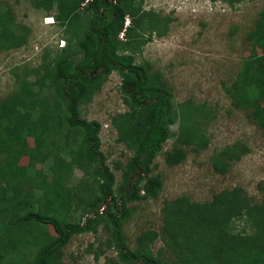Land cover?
I'll list each match as a JSON object with an SVG mask.
<instances>
[{
	"label": "trees",
	"instance_id": "trees-1",
	"mask_svg": "<svg viewBox=\"0 0 264 264\" xmlns=\"http://www.w3.org/2000/svg\"><path fill=\"white\" fill-rule=\"evenodd\" d=\"M29 1L67 35L58 54L25 71L18 90L0 103V264H63V249L71 238L95 233L98 227L107 234L105 248L121 264H264V197L252 203L240 188L222 190L205 202L187 196L166 200L161 229L143 230L133 247L126 242L122 228L133 214L132 205L156 198L162 187L160 176L151 175L156 157L161 155L172 167L184 160L183 147L195 153L206 150L207 127L217 118L207 103L175 102L160 73L122 53L139 51L145 43L140 32L165 35L168 19L142 11V0ZM226 1L232 7L243 0ZM128 15L133 24L121 41ZM27 41L28 28L0 5V51L22 48ZM247 41L250 58L224 90L233 108L246 111L264 129V99L260 101L255 88L264 86V10ZM128 43L132 47L123 48ZM111 73L120 78L118 91L126 110L110 117V127L116 143L132 152L125 164L113 162V169L100 151V123L80 115ZM59 84L63 105L44 96ZM171 126H176L175 134ZM170 138L173 148L162 152ZM246 153L240 143L224 146L210 156L211 167L225 175ZM75 169L83 176L68 188ZM113 170L121 174L117 186ZM72 209L76 222L71 221ZM236 220L244 222L238 232ZM157 240L170 259L160 251L153 254Z\"/></svg>",
	"mask_w": 264,
	"mask_h": 264
},
{
	"label": "rangeland",
	"instance_id": "rangeland-1",
	"mask_svg": "<svg viewBox=\"0 0 264 264\" xmlns=\"http://www.w3.org/2000/svg\"><path fill=\"white\" fill-rule=\"evenodd\" d=\"M141 3L142 11L151 12L158 19H168L167 33L161 37L155 33L140 32L145 43L139 46V51L125 50L122 53L131 54L137 65L148 63L151 71L160 73L175 102L192 99L198 104L207 103L212 106L217 118L207 127L209 146L206 150L195 153L190 147H183V163L172 167L163 162L161 155L156 157L151 175L160 176L162 187L156 198L140 200L132 205L133 214L122 228L130 247L134 246L135 238L143 230L161 229V208L166 200L187 196L191 201L205 202L222 190L233 188H240L252 203H258L264 197V129L246 111L233 108L224 90L232 85L243 62L250 58L251 44L247 35L264 10V0H243L232 7L226 0H142ZM0 5L12 11L17 24L28 28L25 46L0 51L1 103L18 90V79L25 71L38 68L56 52L58 54L61 39L67 33L57 23L50 24V20L45 23L46 13L34 8L29 0H0ZM127 19L129 27L132 26L131 16L128 15ZM132 29L135 32L136 28ZM124 34L119 35V40L124 41ZM129 46L128 43L123 48ZM257 51L261 53L259 48ZM119 86V76L111 73L100 92L80 112L82 118L100 123V151L107 157L106 163L111 169L113 162L119 160L125 164L132 155L124 145L116 143L115 132L110 127V117L126 110L121 102ZM255 88L260 90L258 94L262 101L263 83ZM44 96L50 103L61 102L63 105L65 102L61 84ZM176 129V126H171L169 131L175 134ZM234 143L245 145L247 153L234 162L225 175L215 173L210 156ZM171 148L172 138L163 144L162 152ZM26 163V159L21 160V164ZM113 172L117 186L121 174ZM40 173L42 167L38 165L36 174ZM82 176V171L75 169L66 186L74 187ZM74 212V209L70 211L71 215H75L72 222L77 221V212ZM233 225L235 232L244 228L242 220H236ZM49 231L54 234L52 228ZM106 237L101 227L95 233L74 235L63 249V264H121L115 252L105 248ZM162 247L160 240L155 241L152 244L153 254L161 252ZM160 254L164 259H170L166 253Z\"/></svg>",
	"mask_w": 264,
	"mask_h": 264
},
{
	"label": "clouds",
	"instance_id": "clouds-1",
	"mask_svg": "<svg viewBox=\"0 0 264 264\" xmlns=\"http://www.w3.org/2000/svg\"><path fill=\"white\" fill-rule=\"evenodd\" d=\"M47 20H50V24H54V18L53 17L50 16V17L45 18L44 22L46 23ZM126 22H128L127 25H126ZM127 27H129V20L126 17L125 22H124L123 32H121V34H120L121 36L123 35V33L125 32ZM61 42H63V45H61ZM61 42H60L59 48H63L65 46V41L61 39Z\"/></svg>",
	"mask_w": 264,
	"mask_h": 264
},
{
	"label": "built area",
	"instance_id": "built-area-1",
	"mask_svg": "<svg viewBox=\"0 0 264 264\" xmlns=\"http://www.w3.org/2000/svg\"><path fill=\"white\" fill-rule=\"evenodd\" d=\"M90 0H86V2H88ZM85 4H82L81 6H84ZM128 22H126V25H127ZM61 45H63V42H61Z\"/></svg>",
	"mask_w": 264,
	"mask_h": 264
},
{
	"label": "bare ground",
	"instance_id": "bare-ground-1",
	"mask_svg": "<svg viewBox=\"0 0 264 264\" xmlns=\"http://www.w3.org/2000/svg\"><path fill=\"white\" fill-rule=\"evenodd\" d=\"M82 9H83V8H82ZM82 9H81V10H82ZM46 23H49V21H46ZM182 163H183V162H182Z\"/></svg>",
	"mask_w": 264,
	"mask_h": 264
}]
</instances>
